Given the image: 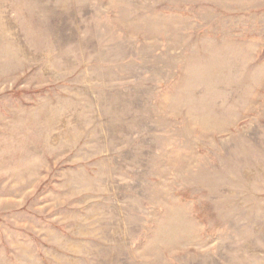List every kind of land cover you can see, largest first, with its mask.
Instances as JSON below:
<instances>
[{"label": "rangeland", "instance_id": "1", "mask_svg": "<svg viewBox=\"0 0 264 264\" xmlns=\"http://www.w3.org/2000/svg\"><path fill=\"white\" fill-rule=\"evenodd\" d=\"M0 264H264V0H0Z\"/></svg>", "mask_w": 264, "mask_h": 264}]
</instances>
